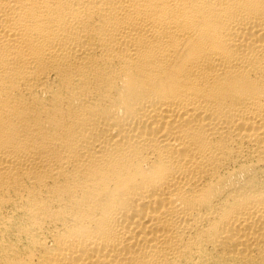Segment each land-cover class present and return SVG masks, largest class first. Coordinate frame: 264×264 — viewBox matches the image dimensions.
Masks as SVG:
<instances>
[{"label": "bare ground", "instance_id": "bare-ground-1", "mask_svg": "<svg viewBox=\"0 0 264 264\" xmlns=\"http://www.w3.org/2000/svg\"><path fill=\"white\" fill-rule=\"evenodd\" d=\"M0 264H264V0H0Z\"/></svg>", "mask_w": 264, "mask_h": 264}]
</instances>
